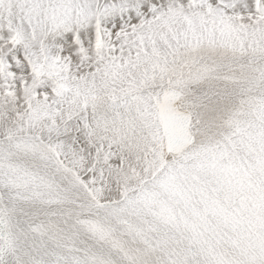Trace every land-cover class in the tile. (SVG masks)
<instances>
[{
	"label": "bare ground",
	"instance_id": "bare-ground-1",
	"mask_svg": "<svg viewBox=\"0 0 264 264\" xmlns=\"http://www.w3.org/2000/svg\"><path fill=\"white\" fill-rule=\"evenodd\" d=\"M112 9L109 10H111V12H114V10L112 11ZM129 14L133 15L132 13ZM173 15L175 16V14H172V16ZM127 16L124 18L128 19ZM10 18H11L10 15L6 17L8 23H10L9 22ZM184 19L185 17L183 18V20ZM172 21L173 20L171 19V22ZM104 23L106 22L104 21ZM104 23L102 20L101 27L98 26V28L95 29V32L93 31V27H91V25H87L85 28L80 29L78 34L79 47H77V49L78 48L80 49L79 53H82V55L83 53H89L91 57L94 50H96L97 48H101L99 47V45L103 41H102V32L100 31L99 28H102L103 37H105L106 34L104 29L105 27L103 26L105 25ZM176 23L177 22H175V24ZM190 23H193V25L197 23L198 25V20L196 21L190 19ZM230 23L224 22V24L222 25V28H224V30H227L229 34L232 35V38L230 40L227 39V37H225L226 38L225 41L223 40L226 46H228V44H233L237 46L236 48L245 45H247L248 47L249 44L251 43L257 44L259 40L263 39V35L259 36L257 35L258 33L256 32H254L253 34L251 33L250 36H248L249 34L247 32L246 36L240 37L238 36L239 35L238 30H240V28L239 27L236 28L235 25H233L234 23L232 25H230ZM177 24L179 25L180 22ZM5 32H7V34ZM8 32L10 31L9 30L5 31L3 29V33H2L3 37H0V53L6 52L15 40V39L7 40L8 38H11L8 37ZM191 32L192 30L189 28L188 33ZM18 33H19L20 41L22 43H26V41L22 40L23 32L21 33L18 32ZM70 35L71 34H69V36ZM59 38L60 37H58L57 39ZM62 39L64 38L62 37ZM68 39L69 42L66 39V43L61 41V44L59 43L60 47H58L59 46L58 45L57 46L58 49H57L56 42L52 41L51 38H48V43H49L48 46L52 47L51 52L48 55L49 65L43 66V69L40 71H39V65L42 63L37 58L36 54L33 51L35 50V48L31 46L32 41L28 39L29 42H27L26 44L27 45L26 47L28 48L24 49L25 53H23L24 52L23 51L22 53L15 52L14 54L11 53L10 55H6L7 58L6 61L8 64L10 63L8 65L9 66L8 71L4 70L5 71L4 73L2 74L0 73V83L5 82L7 84V86L5 84L3 85L0 84V210L1 209L3 211L5 210V212L10 215V220L14 219L15 224L20 226L25 231V232L23 231L24 235L28 237V239L25 242H23L19 236L21 234L15 233L17 234L16 235L17 240L16 239L14 240L16 244V246L14 245V250L17 251V254L19 255L17 257L16 263L14 262L13 263L34 264L33 262L34 259L29 256H31L30 251H32L33 248H36V241L38 240L39 242L41 241L43 244L47 245V247H51L49 246V243L45 241L46 239H51V238L54 239L57 243L54 247L53 246L51 247L54 250H57L56 248H59L60 250L66 252L68 249L73 248L77 253L84 252L83 249L85 250L87 249V247L84 246L85 244L84 242H86L85 239L89 234L87 232V228H88L87 226L91 227L92 230L95 231L94 235L97 236L98 238H104L105 236L114 235L113 234L114 231L112 232L109 231L111 228L109 226H106L105 224L106 220L103 217L102 219L99 214L106 211L109 212L111 209H113V205L112 203H110L111 201L113 203H119L121 197L118 195L120 198H117V193H119L120 190L127 189V191L130 192L127 188L128 185L134 182L142 181V179L129 178L125 174L123 175L115 174V168L123 169L127 171V166H131L137 174H143L145 172L148 173L152 171L155 167H158V169L153 173L154 175L159 170L158 172L159 178L155 182L156 184L159 185V187L158 186L156 187L165 190L166 193H169L172 196L178 195V198L181 195L180 193L177 194L176 192L178 191L176 190H178V188L179 189L183 188L181 194L187 197L190 201L193 200L191 199L192 194L190 195L187 189L188 186L192 183H190L189 180L188 181L184 180L183 178H179V179L177 178L175 181L170 182V180L163 177V174L171 170L182 171L185 169H189L195 173L194 175L192 174L193 178L194 176L195 178L196 177L198 178L199 175H201L204 179L206 178L208 180L207 182L208 183L210 182L212 184V188H214V190H210L209 192L206 185L203 186L204 179H202L203 184L202 183L200 184H202V187H204V189L206 187L207 191L205 190L201 191L199 186L198 188H196L199 191V193L196 192L197 190L195 189L196 194L199 195L196 206L198 209L202 207L201 211L203 212V215H205L206 217L208 215L210 217V214H212L214 216L211 217L213 218L217 217L220 219L221 222L217 221L216 219L213 220L215 227L222 229V232L220 234L217 233L218 234L217 236L221 241L223 242L227 241V243L229 242V244H226V246H229L227 248L230 250H234V252L237 254L238 257L236 260V256H234L235 253L234 255H232L230 254L231 251L227 252L228 250L226 251L224 249V251H226V256L230 258V261H233L232 264H237L236 261H240V262L244 261L243 264H264V238H260V239L255 238L256 236L254 237V234H249L250 232L248 233L247 231L249 227V223L246 221H241L237 216V215L239 216L242 215L241 213V209H242L245 210L246 215H249L247 212L258 215L257 216L258 222L253 223V226L257 225L258 226L257 228H259V226L262 223H264V197H263L264 184L261 186L259 185L260 187L257 188L255 183H253L248 179H245L242 176H236L239 180L242 181L243 183L242 186L237 185L235 183L231 184L230 182L231 186L234 188H241L244 189L245 191L251 190L254 193H256L254 194L252 192H248V193L243 192V196L244 199L246 200V203L244 205L241 204L239 205L249 210L241 208L236 210H229V212H226L222 207H219V205L216 203V201H219L222 197L225 198V195L227 193V191L221 190L219 176L222 177V181L224 185H227L226 182L227 179L233 178L235 175H238L240 173H248L253 177H256L255 176L257 174L256 172H258L261 174V175L259 174L260 177L264 176V105L262 104L264 102H260L261 101L260 100L258 102L260 103L259 105L255 103L261 97L260 95V97L258 98L259 94L261 93L260 90L264 91V56L258 55L257 53L254 52L253 53L254 56L252 57L253 59L252 60L250 54H247L246 52L243 51L242 52L238 51L234 47H233L234 49H226V50L225 48L220 47L218 49V52L217 49L215 51V49L209 48L208 46H202V45L199 46V44L198 46H196L197 48H195L194 45L198 43V39L196 42H194L192 41L195 40L194 37L192 36L190 39V35L188 34L186 40L182 44L180 43V41L179 42L177 41L178 42L177 44L172 43L173 42L172 41L171 42L172 44L170 45V48H167V51L162 52V54L160 53V56H156V58L155 56L153 57L151 56L149 59L150 62H143V61L137 62V67L144 65L143 63H148V65H151L152 67L161 68L162 71L159 74L161 73L162 74L154 85L143 88L141 92L132 95L137 99L138 107L140 109L148 110L150 112L152 111L154 104L157 102V105H155L156 116L160 123V132H161V138L159 137V134H156L154 136L155 142L159 143L161 146L160 150H155L151 156L144 157L140 161H136L134 159L136 157V154L141 151V147L144 143V139L135 138L133 134L135 130L140 128V125L136 120L135 113L133 112V110H129L130 115L125 117L121 115H112L104 112L105 103L103 105L98 104L96 103L97 100L94 98L89 100L83 97L85 98V100L84 103L81 104V106L77 104L75 106H72L67 102V105L69 104L67 107L68 110H72V108H74L75 111L71 115L72 119L70 118L65 119L67 112L66 111L67 109L65 107H64L65 109L62 112L56 113V111H54V108L52 110L50 109L47 110L45 105L42 104L43 100L46 99L47 96H50L48 94L49 91L51 93L52 92L55 93V91H57V88L62 87V86L60 87L58 84L57 85L55 84V81H53V79L51 78L52 76L50 77V75L52 74L58 73L61 76L65 75V78L80 77L79 79L74 78V79H70L69 81L62 79L64 78V76L60 78L62 79L61 81L65 80L64 82H66L65 85L63 84V89L68 88V90L70 91L75 90L77 93H81L83 96H86L88 92L100 90V88H106V87L114 88L125 84L126 86H129V83H131V81L136 82L134 80L139 81L141 80V78H143V76L130 77L131 75L130 72L133 69L132 65L135 63L134 58L132 56L126 59L127 65H123L119 68H112V64H111L112 62L108 60L109 62L108 66L106 65L105 68L104 65H101L102 70L100 74L97 75L96 74L97 67L91 63V60L93 59H90L87 62L79 61L78 59L79 53L75 52L76 47H73V44L71 43V37H69ZM60 40L61 38L59 39V42ZM189 43L193 44L194 47L193 48L189 47ZM70 44H72V46H70ZM55 48L58 51H61V53L63 52L64 54L61 55L59 53H56L54 51ZM146 48L148 49V47ZM173 51L177 53H174L173 55ZM87 55L88 54H86L85 56ZM107 58L108 57H106V59ZM80 62H82V64H80ZM161 62L164 63L162 67H161L162 64ZM148 72L150 71H147V74ZM42 73L43 75H41ZM138 74H143L142 68ZM159 74L157 75L154 74L149 78L152 79V77H158ZM205 77H217V78L215 82L210 83V81ZM223 81H225V83H223ZM252 83L255 84L260 83L258 89L250 98H244V96L247 94V91L248 90L250 91V87L253 86ZM44 85H46V90L48 92L46 93L38 92L39 90L43 91ZM214 85H216V87H218V85L222 86L223 88L222 94L227 99V104L221 106L216 105L213 111H207L199 106L200 100L198 99L200 98L197 99L195 92L198 88H201L203 94H206L207 97H210L216 90V88L213 87ZM169 87L171 89L180 92V96L173 104L176 107L177 112L187 113L190 116L189 135L193 136L194 134L196 136V140L195 137L193 136L195 142L193 141L192 145L190 144L191 146L190 145L186 146L177 154L169 153L166 152L165 150L164 137L162 133V123L158 111V108L161 104V98L163 97L164 92H166V90ZM65 90L67 91V89ZM182 90L184 92H182ZM229 92L230 94H232V95L229 94V96H231L233 99H231L228 96L227 97L225 96ZM239 96L243 98L242 99L238 98ZM120 97L125 102L126 100L129 99V94L121 93ZM38 99L40 103L38 102ZM35 101H37V103ZM220 101H221L220 104H224L222 100ZM106 104H109V102H107ZM82 105H87L89 114L86 115V120L84 121V123H80V125H77V122H75V120L77 121L79 118L82 121L84 120V115H85L83 111L84 106ZM186 108H190L194 112V114H196L195 118L193 117L191 112ZM238 108H240V110ZM259 108H263V110L260 111ZM234 110L238 112L237 114H239V116H237L238 118L235 117L236 119L232 116L234 115L233 112ZM49 114L56 117L55 123L53 121L52 123L49 120L38 122L40 119H37V116L39 118L43 116L46 118V116ZM124 114H126V112ZM212 115H215L216 118L218 117L216 121L213 120V125H214L213 130L210 128L208 123ZM227 116L229 117L228 119L231 120V123L230 121L227 122L224 121L226 119L223 118ZM197 117L200 119L199 124L194 122L197 119ZM66 125H69V129L71 127L81 126L84 128H88L89 130L88 132H86L84 131L83 128L78 129L77 127H75L73 131H78L79 135L75 137L74 135H71L67 139L68 131L65 128L67 127ZM223 129H225V131ZM38 130H42L40 135L37 134ZM154 130H155V126L149 128L147 131L151 133ZM210 130H212L211 133ZM221 130H223L225 133L223 132L221 133ZM191 131L193 134L191 133ZM9 134H13L15 137L14 138L9 137L8 136ZM53 134H55L54 137L52 136ZM101 134L104 135V138H100ZM88 136L91 138V143L93 145L85 146L83 148L84 150L83 149L78 150L76 140H80V142L86 140L88 142ZM111 136H113V138H109ZM61 137H66V139L63 140ZM110 140L111 143L109 142ZM46 143H50L51 146L46 148L37 146L38 144L46 145ZM58 145L64 147L66 151L61 152ZM72 147H76V148L74 150H71ZM98 147H100L101 149L100 151L106 153L105 155L108 154L106 159H104L103 161L105 162L104 166H100L99 159L102 160L101 158H103V156L101 155L100 151L98 152L96 151ZM54 148H57V150L60 151L61 153L60 158L62 161L59 162L58 158L54 156L53 154ZM91 148L94 150L88 154L89 156H87V151L91 150ZM164 153L173 156L166 158L167 155H164ZM63 154L64 156L67 157L68 162L66 161L65 157H63ZM74 155H78L79 160H77V156ZM94 155H96L95 156L96 161H94L97 167L96 174L93 173L90 176V174L88 173H87L88 175H86V173H82L84 172V170L82 172H79L77 170V167L81 166L82 161H84L82 160V158L84 157L87 158L85 159L86 162L84 163V165L86 164L85 166L86 168L88 167L87 162L90 161L88 159L93 160ZM77 163H79V165H75ZM70 164H73V166L67 167V165ZM250 166H252V169L250 168ZM218 169H221V171H219L217 176L215 175V172ZM181 173H185V171H182ZM190 178L191 177H189V179ZM122 180L125 182L124 186ZM84 182H86L87 184L93 183L94 191L88 190L89 185L87 186ZM199 182H197V185H199L198 184ZM104 184H106L108 188L102 189L101 187ZM177 185L178 188H176ZM95 186L97 187L98 189L97 191L100 195L98 199H95L96 196L95 194L97 193ZM142 188L148 189V187L144 183L141 184V189ZM192 188L193 187L191 186V189ZM155 190L152 189V191ZM127 191L125 190V192ZM151 192L148 191L147 193V191L144 190L141 193L139 199H137L138 197L136 198V200L132 198L130 199V201H132V204L136 207V209L137 210L139 209L144 214L148 211H151V208H149V206L153 205L152 203H150ZM230 193L231 192H229L228 194V201L226 200V203L229 202ZM152 196L155 197L154 195ZM183 198L181 197L180 199L182 200ZM188 199H184V200H188ZM175 201L178 202L177 199ZM119 204L121 205V207L125 206V204L124 203L122 204V202ZM161 204L162 202H160L159 204H154L152 210H154V206H155L161 210V213H163V215L165 212L171 213L173 207L172 209L171 208L169 209L171 210L170 212L169 211L167 212L165 209L162 211ZM107 208H110V210H108ZM136 209H134V211ZM121 213L125 215L126 223L129 224L128 227L129 229L127 230L134 232L133 231L134 228L132 226L133 223L131 222L129 217L130 215L127 214L129 212L127 211V213H123L120 211V213L116 212V215L119 216L118 214H120L119 217H121ZM172 214L173 216H175L176 215L175 211H173ZM116 215L115 216L111 215L114 221H117V219H119L118 217H116ZM167 215L168 214H166V216ZM131 216L134 217L133 214ZM125 217L121 219L123 220ZM90 221H92L91 225H89ZM119 221L121 220L119 219ZM58 222L60 223V226ZM51 224H54L55 226H52ZM242 225H244L245 228L246 226H248L247 230L242 229L240 227ZM122 226L120 225V227ZM60 227H61L60 234L59 235L53 234V231ZM258 230L256 229V231ZM235 231L237 232L239 231L238 232L239 234L236 235ZM35 232L42 234V236H38L39 234L36 235ZM214 232L216 231L214 230ZM193 234L195 235V233ZM90 236L93 237L95 240L97 239L93 235ZM141 236L142 235H140V238H137V242L139 244L142 243V246L146 247V245H144L146 244V242L143 243L144 241ZM9 238L10 237H8V239ZM208 238L210 239L209 236ZM236 238L239 239L235 240ZM101 240L103 241V239ZM115 240H120V238L116 237ZM220 240L218 241L220 242V244H222ZM208 244L210 246H214L210 250L208 247V252H207L208 257L215 256L213 258L219 259L220 258L218 257V255H220L219 253L218 255L216 253L212 254V250L215 247H217V245L215 243H208ZM118 246L120 245L118 244ZM101 248H103L102 245ZM247 248H249L250 253L253 252L254 254H256V256L255 257L246 256L245 252L246 251L248 252ZM118 249H119L118 251L120 252L119 247ZM70 253L66 255L69 256ZM88 254L89 253L84 252V256L82 255L83 258H86L87 260ZM131 254L132 253H130L129 255ZM221 254L223 253L221 252ZM43 255L47 256L45 253H43ZM135 256L137 255L133 253L132 258ZM91 258H93L92 260H94V257ZM222 258L220 260L225 264L228 258L224 260H222ZM98 260L99 261L94 264H100L101 260L100 259ZM250 260H254V261L249 262ZM105 261L108 262V260ZM157 261H161V260L158 259ZM166 261H168V259H166ZM90 263L91 262H87V261L85 262V264H90ZM226 263L228 264L229 262ZM109 264H113V261L112 263Z\"/></svg>",
	"mask_w": 264,
	"mask_h": 264
},
{
	"label": "rangeland",
	"instance_id": "rangeland-1",
	"mask_svg": "<svg viewBox=\"0 0 264 264\" xmlns=\"http://www.w3.org/2000/svg\"><path fill=\"white\" fill-rule=\"evenodd\" d=\"M127 1L128 0H44V1L43 0H0V24H1L0 25V37H3L2 33H3V29H4L5 31L9 30L11 32V33L8 32V37H11V38H8L7 40L15 39L13 44L9 47V49L6 52L0 53V73L2 74L5 71H8V67H9L8 65L10 63L9 64L7 63L6 55H10L11 53L14 54L15 52L16 53H18V52L22 53L25 48H28V47H26L27 46L26 44H27V42H29V40L32 41L31 46H33V48H35V50H33V51L36 54L37 58L42 63L39 65V71L43 69V66L49 65L48 55L51 52L52 47L48 46L49 45L48 38H51L52 41L56 42V44H57L56 48H57L58 45H59L58 47H60L61 41L66 43V39H67V41L69 42L68 38L71 37V43L73 44V47H76L75 52L79 53L80 49L79 48L77 49V47H79L78 46V34H79L80 29L85 28L87 25H91V27H93V31L95 32V29H97L98 26L101 27L102 20H103V23L105 21L106 23H104L105 25H103V26L105 27L104 29H105V34L107 37L106 36L103 37L102 28H99L100 31L102 32V41H103L99 45V47H101V48H97L96 50H94L91 57H90L89 53H83V55H82V53H79V57H78L79 61L87 62L90 59H93V60H91V63L97 67V73L96 74L99 75L101 70H102L101 65H104L106 68V65L108 66V64H109L108 60H110V62H112L111 63L112 68H119L123 65H127L126 59L128 57L132 56L134 58L135 63L132 65L133 69L130 72V74H131L130 77L131 76H137V77L143 76V78H141V80H139V81L134 80L137 83L131 81V83H129V86H126V84H125V85H120V86H117L114 88H108V87L100 88V90L88 92L86 96H83L81 93H77L75 90L70 91V90H68V88H65V87L64 88L67 89V91L65 89H63V84L64 85L66 84V82H64L65 80L69 81L70 79H74V78L79 79L80 77L79 78L66 77L67 78L66 79L65 75L61 76L60 74L56 73V74L50 75V77L52 76L51 78L53 79V81H55L56 85L58 84L60 87L61 86L62 87L57 88V91H55V93L54 92L51 93L50 91L48 92L46 90V85H44L43 91L39 90L38 92H43V93L48 92V94L50 95V96H47L46 99H44L43 103H42L43 105H45L47 110L48 109L52 110L54 108V111H56V113H60L66 108L67 112H66L65 119H67V118L72 119L71 115L75 111L74 108H72V110H68V108H67L68 105L71 104L72 106H75L77 104V105L81 106V104L84 103L85 98H87L89 100L94 98L97 100L96 103H98V104L103 105L105 103L104 112L112 114V115H121V116L125 117V116L130 115L129 110H133V112L135 113L136 120H137L138 124L140 125V128L135 130L133 134H134L135 138H143L144 139V143L141 147V151L136 154V157L134 159L136 161H140L144 157L151 156L155 150H160L161 146L159 143L155 142V138H154V136L156 134H159V137L161 138L160 123H159L157 116H156L155 105H157V102L154 104V107L152 108V111L150 112L148 110L140 109L138 107L137 99L132 95H134L138 92H141L143 88L154 85L155 82L158 81V79L160 78L162 73L161 74H159V73L162 71V69L158 68V67H152L151 65H148V63H143L144 65H141L139 63L141 66L137 67V62H139V61L150 62L149 59L151 56L152 57L155 56V58H156V56H160V53L162 54V52L167 51V48H170V45L172 43L177 44L180 41V43L182 44L186 40L188 34L190 35V39L192 36L194 37L195 40H192V41L196 42L198 39V43L194 45L195 48H197L196 46H198V44H199V46L200 45L208 46L209 48L215 49V51L217 49V52H218V49L220 47L225 48V50L235 48L238 51H241V52L243 51V52H246L247 54H250L251 59L254 56V54H253L254 52L257 53L258 55L264 56L263 55L264 54V0H136V1L131 0L132 2L130 0L128 2ZM133 1H135L136 3ZM133 4L135 6L137 5L136 8ZM108 8L109 9L114 8V9H112V11L114 10V12H111V10H109ZM133 8H135V9H133ZM172 8L174 11L172 10ZM103 10H105V11H103ZM175 10H177V11H175ZM136 12H138V13H136ZM101 13H103V14H101ZM129 13H132L133 15H130ZM162 14H163V16H162ZM172 14H175V16L174 15L172 16ZM8 15L11 16V18L9 19L10 23H8V20L6 19V17ZM96 16H98V17H96ZM126 16L128 19L124 18ZM183 16L185 17L184 20H183V18H184ZM197 16H199L200 18ZM161 17H162V19H161ZM132 19H134V20H132ZM135 19L137 22L135 21ZM171 19L173 20L172 22H171ZM190 19H193L196 21L198 20V25H197V23L194 25H193V23H190ZM167 20H169V21H167ZM163 21H165V22H163ZM223 21L229 22V23L231 22L230 25H232L234 23L233 25H235L236 28L239 27L240 30H238V33H239L238 36H240V37L246 36L247 32L249 34L248 36H250L251 33L253 34L254 32H256V33H258L257 35H259V36L263 35V39L259 40V42H257V44L255 43L256 45L254 43H251V44H249L248 47H247V45L241 46V47L239 46L240 49L236 48L237 46H235L233 44H228V46H226L225 43L223 42V40L224 41L226 40L225 37H227V39L230 40L232 38V35L229 34V32L227 30H224V28H222V25L224 24ZM175 22H177V23L180 22V24L179 25L177 23L175 24ZM117 24H119V25H117ZM174 25H176V26H174ZM168 26H170V27H168ZM172 28H174V29H172ZM189 28L192 30L191 33H188ZM46 31L47 32L49 31L50 33L49 32L47 33ZM241 31H243V32H241ZM18 32H20V33L23 32L22 33V35H23L22 40L26 41V43H22L20 41ZM5 33L7 34V32H5ZM69 34H71V35L69 36ZM58 37L61 38L60 42H59L60 38L57 39ZM62 37L64 39H62ZM72 44H70V46H72ZM19 46H20V48H19ZM194 46H193V44L189 43V47L193 48ZM255 46H256V48H255ZM144 47L145 48L148 47V49L147 48L145 49ZM56 48L54 50L56 53H59L61 55L64 54L63 52L61 53V51H58L57 50L58 48L57 49ZM107 48H109V49H107ZM148 50H150V51H148ZM121 51H122V53H121ZM174 51H173V55H174V53H177ZM23 53H25V51ZM261 53H263V54H261ZM86 54H88V55L85 56ZM106 57H108V58L106 59ZM4 60H5V62H4ZM9 62H10V60H9ZM161 63H162L161 64V67H162L164 65V63L163 62H161ZM80 64H82V62H80ZM111 64H110V66H111ZM3 68H5V69H3ZM141 68L143 69V74H138L141 71ZM147 71H150L153 73L148 72V74H147ZM154 74H156V75L159 74V75H158V77H152V79H150L149 77H151ZM41 75H43V73ZM53 76H55V77H53ZM63 76H64V78H62ZM60 77L62 79H65V80L61 81L62 79ZM54 78H55V80H54ZM205 78L208 79L210 81V83H212V82L216 81L217 77H205ZM194 82H196V81H194ZM167 83H169V82H167ZM223 83H225V81H223ZM0 84L1 85L5 84L7 86V84L5 82L0 83ZM252 84H253V86L250 87V91L249 90L247 91V94L244 96V98H250L255 93V91L258 89V86L260 83L259 84L252 83ZM213 87H215L216 90L210 97H207L206 94H203L201 88H198L200 92L198 91V89L195 92L197 99L200 98V99H198V100H200L199 106L202 107L203 109L207 110V111H213L215 109L214 107L216 105L221 106V105L227 104V99L222 94V89H223L222 86L218 85V87H216V85H214ZM44 88H45V90H44ZM60 91H61V93H60ZM260 91H261V93L259 94L258 98L260 97V95H261V97L258 99L257 102H255L257 105L260 104V103H258L260 100H261L260 102H264V91L263 90H260ZM182 92H184V91L182 90ZM121 93L129 94V99L124 102L120 97ZM229 94H230V92L225 96L226 97L228 96L231 99H233L231 96H229ZM230 95H232V94H230ZM83 97H85V98H83ZM238 98H241V96H239ZM220 100H222V102L224 104H220V102H221ZM35 102L37 103V101H35ZM38 102H39V99H38ZM67 102L69 103L68 105H67ZM107 102H109V104H106ZM262 104L264 105V103H262ZM82 106H84L83 107V111L85 114L84 120L82 121L80 118L77 121L75 120V122H77V125H80V123H84V121L86 120V115L89 114L88 109H87V105H82ZM61 107H62V109H61ZM84 108H85V110H84ZM186 109H188L191 112V114L193 115V117L195 118L196 114H194V112L190 108H186ZM238 109L240 110V108H238ZM242 110H243V108H242ZM259 110L262 111L263 108H259ZM125 112H126V114H124ZM233 112H234V115H232V116L234 118L239 116V114H237L238 113L237 111L234 110ZM213 117H214V119H213ZM42 118H45V117L43 116V117L39 118L37 116V119L42 120V121L39 120L38 122H43L45 120H49V121H51V122L53 121L55 123V119H56V117H54L51 114L47 115L45 119H42ZM217 118L215 117V115H212L210 117V121L208 123H209V126L212 130L214 129L213 120L216 121ZM228 118L229 117L227 116L223 119H226V120H224L225 122L230 121V123H231V120H229ZM62 120H63V118H62ZM199 120L200 119L197 117V119L194 122L199 124V122H200ZM66 126L67 127H65V128L68 131L67 132V139L71 135H74V137L79 135L78 131H73V129L75 127H77L78 129L83 128L84 131H86V132H88V130H89L88 128H84L81 126L71 127L70 129H69V125H66ZM153 126H155L154 131H152L151 133L149 131H147L149 128H151ZM212 130H210V133L212 132ZM223 130L225 131V129H223ZM223 130H221V133L222 132L225 133ZM41 132H42V130H38L37 134L40 135ZM162 133H163V131H162ZM191 133H192V131H191ZM8 136L12 137V138L15 137L13 134H9ZM52 136L54 137L55 134H53ZM193 136L195 137V140H196V136L194 134H193ZM61 138L63 140L66 139V137H61ZM100 138H104V135L101 134ZM109 138H113V136H111ZM109 142L111 143V140ZM76 144H77L78 150L83 149L85 146H92L93 145L91 143V138L89 136H88V142L86 140L81 141V142H80V140H76ZM37 146L46 148V147H50L51 144L50 143H46V145L38 144ZM58 147H59L61 152L66 151V149H64V147H62L60 145H58ZM75 148L76 147H72L71 150H74ZM93 150L94 149L91 148V150L87 151V156H89L88 154L91 153ZM100 150H101L100 147H98L96 151L98 152ZM60 151L57 150V148L53 149V154L56 158H58L59 162L62 161L60 158L61 157ZM100 153L103 156V158H101L102 160L99 159L100 166H104L105 162H103V161H104V159H106L108 154L105 155L106 153H104L103 151H100ZM96 155H94L93 160L88 159L90 161L87 162L88 167H86V168H85L86 164L84 165V163L86 162L85 159H87V158L86 157L82 158V160H84V161H82L81 166L77 167V170L79 172H82L84 170V172H82V173H86V175L90 174V176L93 173L96 174L97 167H96V164L94 163V161H96V159H95ZM161 155H162V153H161ZM164 155H167V154L164 153ZM57 156H59V157H57ZM74 156H77V160H79L78 155H74ZM172 156L173 155H167L166 158L172 157ZM63 157H65L66 161L68 162V159L66 156H64V154H63ZM75 165H79V163H77ZM71 166H73V164L67 165V167H71ZM120 166H122V165H120ZM250 168L252 169V166H250ZM157 169H158V167H155L152 171L148 172L150 174H148L146 172L143 174H137L131 166H127V171H125L123 169L115 168V174H119V175L125 174L129 178L142 179V181L134 182V183L128 185L127 188L130 192H128L127 189H125L127 192H125V190L122 189V190H120L119 193H117V198L123 197L122 199L120 198L119 203H121V202H122V204L124 203L125 204L124 207L123 206L121 207V205L119 203H113L112 201L111 202L108 201V202L112 203V205H113V209L110 210V208H107L111 212L106 211V212H102L99 214L101 218L103 217L106 220V223H105L106 226H109L111 229L114 227L112 230L109 228L110 229L109 231H111V232L114 231L113 232L114 235L105 236L104 238H98L97 236L94 235L95 231L92 230L91 227L87 226L88 227L87 232L90 235H93L97 238L95 240L93 237H91L88 234L87 238L85 239L86 242H84L85 243L84 246H86L88 250L87 249H86L87 251L85 249H83V250H84V252L89 253L87 255V260H86V258H83L84 252L77 253L73 248L68 249L66 252L63 250H60L59 248H56L57 250H54L51 247L52 246L54 247L57 243L54 239L51 238V239H46V241L44 240L45 242L49 243V246H51V247H47V245L43 244L41 241L39 242V240L36 241V248H33L31 246L33 248V250H32L33 252L30 251L31 256H29V257H32L34 259L33 260L34 264H85L86 261L91 262L90 264H94V263H97L99 261L98 259L101 260L100 264H105V263L109 264V263H112V261H113V264H116V263L117 264H132V263H134V264H145V263L146 264H177V263H179V264H183V263L184 264H222L223 262L220 260L222 257H223L222 260L228 258L226 262H229L228 264H232L233 261H230V258L226 256V251L227 250H228L227 252L231 251L230 254H232V255H234L235 252H234V250H230L227 248L229 246H226V244H229V242L227 243V241H224L225 242L224 243L223 241H221L219 239V237L217 235L222 232V229L216 228L215 224L213 222L214 219H216L217 221H220V219L217 217H214V218L211 217V216H214L212 214H210V217H209V215L206 217L205 215H203V212L201 211L202 207L199 206L201 208L198 209L196 206L198 196H199L198 194H196V192L199 193V191L196 188H198V186H199L201 191L202 190L207 191V188H208V191L210 192V190H214V188H212V184L210 182L208 183L207 182L208 180L206 178L204 179L201 175H199L198 178L196 177L197 179L195 178V176L193 178L192 176L195 173L189 169L182 170V171H185V173H181L182 171H174V170L168 171V172L163 174V177L170 180V182L175 181L177 178L178 179L183 178L184 180H187V181L189 180L190 183H192L190 185L194 188V190H193V188L191 189V186L189 185L188 189H187L188 192L190 193V195L192 194L191 196L193 197V198L191 197V199H193V200L190 201L187 197H185L181 194L183 188L179 189L178 185H177L176 188H178V190H176V191H178V192H176V193L177 194L180 193V195H181L178 198V195H175L176 193L173 194L175 196H172L169 193H166L165 190L158 188L159 185L156 184L155 182L159 178V176H158L159 170L153 175V173ZM219 171H221V169H218L215 172V175L218 176ZM256 173H257L255 175L256 177H253L252 175H250L248 173H240L238 175H235L233 178H229L226 180L227 185H224V183L222 181V177L219 176L220 184H221V186H220L221 190L227 191V193L225 195L226 199L224 197H222L219 201H216V203L219 205V207H222L226 212H229V210H236V209H241V208L249 210L247 208L241 207L239 204L244 205L246 203V200L244 199V196H243V192H245V193H248V192L254 193V192L251 190L245 191L244 189H241V188H234L231 186V184L235 183L237 185L242 186L243 185L242 181L236 177V176H242L245 179H248V180L252 181L253 183H255L256 187L258 188L264 184V178H261L264 176L260 177L261 174L258 172H256ZM76 175H78V174H76ZM108 177H109V174H108ZM189 177H191V178L189 179ZM202 179H204V182H203L204 184L202 183V181H203ZM93 180H90V181H93ZM197 182H199L198 183L199 185H197ZM230 182H231V184H230ZM84 183L87 186L89 185L91 187L90 188L88 186V190L94 191V189H93L94 184L93 183H90V184H87L86 182H84ZM122 183L124 186L125 182L123 180H122ZM142 183H144L148 187V189H144V188L141 189ZM195 183H196V185H195ZM200 183H202L203 186L206 185L207 188L205 187V189H204V187H202V184H200ZM156 186H158V187H156ZM195 186H197V187H195ZM101 188L106 189L108 187L106 184H104ZM184 188H186V187H184ZM152 189L153 190L156 189L155 190L156 192L152 191ZM97 190L98 189L96 187L97 193L95 194L96 195L95 199H98V197H100ZM144 190H146L147 193H148V191H150V192L152 191L150 193V197H151L150 203H152L154 205V204H159L160 202H162V204H161L162 211L165 209L167 212L168 211L170 212L171 210H169V209L170 208L172 209V207H173V210L171 211V213L165 212L163 215V213H161V210L155 206H154V210H152L153 205L149 206V208H151V211H148L145 214L142 211H140L139 209L137 210L136 207L132 204V201H130V199L132 198V199L136 200L137 197H138L137 199H139L141 193ZM189 190L190 191L193 190V191L190 192ZM137 192H139V193H137ZM229 192H231L229 202L226 203V200L228 201ZM254 194H256V193H254ZM152 195H154L155 197H153ZM181 197L182 198L185 197V198H183L181 200L180 199ZM194 197H195V199H194ZM176 199L178 202L175 201ZM184 199H188V200H184ZM131 205H133V206H131ZM172 205H175V206H172ZM134 209H136V210L134 211ZM120 211L123 213H127V211L129 212L127 214L130 215L129 217H130L131 222L133 223L132 226L134 228V230H133L134 232L127 230V229H129L128 228L129 224L126 223L125 215H123L122 213H121V217H119L120 214H118L119 216L116 215V212L120 213ZM173 211H175V214H176L175 216H173V214H172ZM0 212H1L0 213V248H1V250H0V264H6V263L7 264L8 263L14 264V263H16L17 257L19 255V254H17V251L14 250V245L16 246V244L14 242V240L17 238L16 235L21 234L19 236L23 242H25L28 239V237H26L24 235L25 231L20 226L15 224L14 219L10 220V215L8 213H6L5 210L3 211L1 209ZM241 213H242L241 216L237 215L238 218L241 221L248 222L249 227L246 226V228H245L244 225H242L243 227L242 226H240V227L244 230H247V227H248V230H247L248 233L250 232L249 234H254V237L256 236L255 238H259V239L264 238V223H262L259 226V228H257L258 227L257 225L253 226V223L258 222V218H257L258 215L254 214V213L251 214L249 212H247L249 215H246L245 210H242V209H241ZM110 214L113 216L116 215V217H118L121 221H119V219H117V221H114L113 217ZM132 214L134 217L131 216ZM166 214H168V215L166 216ZM57 215H59V214H57ZM123 217H125V218L122 220L121 218H123ZM109 218H110V220H109ZM122 221H124V222H122ZM89 223H90L89 225H91L92 221H90ZM58 224L60 226L59 222H58ZM115 224H116V226H115ZM124 224L126 225V228H125ZM10 225H12V226H10ZM51 225L55 226L54 224H51ZM120 225L121 226L123 225V226L120 227ZM59 226H57V227H59ZM212 227H214V228H212ZM229 228H230V226H229ZM252 228L255 230H253ZM107 229H104V230H107ZM225 229H226V227H225ZM256 229L257 230L259 229V230L256 231ZM21 230H22V232H21ZM60 230H61V227L55 229L53 231V234L59 235ZM104 230H102V231H104ZM125 230L129 233H127ZM214 230L216 232H214ZM5 231H7V232H5ZM124 232H126V233H124ZM238 232L235 231V234L238 235L239 234ZM5 233H8V234H5ZM15 233H17V234H15ZM35 233H36V235L39 234L38 236H42V234H40L38 232H35ZM193 233H195V235ZM129 235H130V237H129ZM140 235H142L141 237L143 238V241H144L143 243L146 242V244H144V245H146V247H143L142 243L139 244L137 242V238H140ZM38 236H37V238H38ZM134 236H135V238H134ZM208 236L210 237V239L208 238ZM8 237H10V238L8 239ZM116 237H119L120 240H115ZM108 238H110L111 240ZM11 239H13V240H11ZM101 239H103L104 242ZM105 239H107V240H105ZM238 239L239 238H236L235 240H238ZM218 240H220L222 242V244H220V242ZM114 241L116 243H118L120 246H118V244H116ZM216 242H218V243H216ZM208 243H215L217 245V247H215L212 250V254L216 253L218 255V253H219L220 254V255H218V257H220L219 259L213 258L215 256L208 257V254H207L208 247H209V250L212 249V247H214V246H210ZM100 244L103 246V248H101ZM105 244H107V245H105ZM45 247H47V248H45ZM112 247H114V248H112ZM118 247L120 248V252H122L123 255H122V253H120L118 251L119 250ZM52 249H53V251H52ZM222 249H223V251H224V249L226 251L223 252ZM247 249H248V252L247 251L245 252L246 256H249V257L250 256L251 257L256 256V254H254L253 252L250 253L249 248H247ZM214 250H216V251H214ZM218 250H221V251H218ZM49 251L52 253H50ZM70 252H73V253H70ZM112 252H114V253H112ZM126 252L128 255L126 254ZM221 252L223 254H221ZM43 253H45L47 256L43 255ZM68 253H70L69 256H67ZM130 253H132V254L129 255ZM133 253H135V255H137V256H135L136 258L135 257L132 258ZM143 253L144 254L146 253L147 255L146 254L144 255ZM250 254H252V255H250ZM110 255H112V256H110ZM120 255H122V256H120ZM52 256H54V257H52ZM102 256H104L106 259ZM123 256H125L126 258ZM128 256H130V257H128ZM234 256H236V260H237L238 256L236 253ZM39 257H40V259H39ZM91 257H94V260H92L93 258H91ZM141 257H142V259H141ZM59 259H60V261H59ZM119 259H120V261H119ZM158 259L161 261H157ZM166 259H168V261H166ZM179 259H181L182 262ZM105 260H108V262ZM252 261H254V260H250L249 262H252ZM226 262H225V264H227ZM243 262L236 261L237 264H243Z\"/></svg>",
	"mask_w": 264,
	"mask_h": 264
},
{
	"label": "water",
	"instance_id": "water-1",
	"mask_svg": "<svg viewBox=\"0 0 264 264\" xmlns=\"http://www.w3.org/2000/svg\"><path fill=\"white\" fill-rule=\"evenodd\" d=\"M179 96V91L169 87L164 92L158 108L165 150L174 154L179 153L194 141L193 136L189 135L190 116L187 113L177 112L173 104Z\"/></svg>",
	"mask_w": 264,
	"mask_h": 264
}]
</instances>
